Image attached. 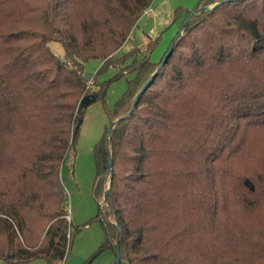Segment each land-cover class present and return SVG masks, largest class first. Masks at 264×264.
<instances>
[{
	"label": "trees",
	"instance_id": "1",
	"mask_svg": "<svg viewBox=\"0 0 264 264\" xmlns=\"http://www.w3.org/2000/svg\"><path fill=\"white\" fill-rule=\"evenodd\" d=\"M153 1L0 0V261L71 253L81 228L61 168L89 96L85 63L100 60L97 73L119 69L110 80L133 74L110 125L156 75L109 147L110 126L94 147L107 236L85 264L116 254L117 238L121 264H264V0H200L192 12L219 4L191 19L160 69L156 41L117 55Z\"/></svg>",
	"mask_w": 264,
	"mask_h": 264
},
{
	"label": "rangeland",
	"instance_id": "2",
	"mask_svg": "<svg viewBox=\"0 0 264 264\" xmlns=\"http://www.w3.org/2000/svg\"><path fill=\"white\" fill-rule=\"evenodd\" d=\"M199 3L200 0H154L151 8L140 18L129 40L117 55L121 56L134 47L141 49L142 55L147 54L149 42L156 41L150 57L153 62L160 61L178 36L189 13ZM177 11L178 16H176ZM49 45L58 57L65 59V50L60 42H51ZM101 65L100 60H89L85 63L84 73L88 80L87 95L97 94L100 90H104V95L80 112L81 123L78 133L61 168L62 182L68 195L70 220L74 226L81 228L76 233L71 253L63 264H85L98 251L107 236L102 222L95 220L99 215L101 204L98 203L93 192L96 176L94 147L100 141L106 126H110L107 109L114 108L115 103L127 90L128 79L133 78V74L110 80L119 69L111 67L97 73ZM0 264L9 263L0 261ZM24 264L50 263L38 259ZM89 264H116L115 251L106 249Z\"/></svg>",
	"mask_w": 264,
	"mask_h": 264
},
{
	"label": "water",
	"instance_id": "3",
	"mask_svg": "<svg viewBox=\"0 0 264 264\" xmlns=\"http://www.w3.org/2000/svg\"><path fill=\"white\" fill-rule=\"evenodd\" d=\"M219 4V3H218ZM218 4H215L213 6H208V7H202V8H199L198 10L194 11V12H191L187 18V20L185 21V23L183 24L181 30L179 31L178 33V36L175 38V40L173 41V43L171 44L170 48L168 49L167 51V54L165 55V58L164 60L162 61L160 68H162L166 61L168 60V58L170 57L176 43L178 42L179 38L181 37V35L183 34V31L184 29L186 28V26L189 24V22L191 21V19L198 13H200L201 11H205V10H208V9H213L215 8ZM158 69V70H159ZM156 73L151 77V79L143 86V88L140 90V92L138 93V95L136 96V99L131 107V110L129 111V113L127 115H125L124 117H121L117 120H115L109 127V132H108V137H107V147H109L110 145V141H111V133H112V130L115 126V124L117 122H119L121 119L125 118L126 116L130 115L137 103V100L138 98L141 96V94L146 90V88L149 86L150 82L154 79ZM98 99V94H92L90 96H86L82 99L81 103H80V107H79V112L82 111V109L84 107H86L87 105L93 103L94 101H96ZM80 123H81V120L79 121L77 127H76V130L79 129L80 127ZM108 155H109V170H108V173L110 176H112V173H113V160H112V156H111V153L108 152ZM246 184L250 185V182L249 181H246ZM107 197H108V189L105 190V194H104V201H103V204H107ZM102 216H103V212H102ZM119 236V235H118ZM116 264H121V254H120V242H119V239L117 238L116 240Z\"/></svg>",
	"mask_w": 264,
	"mask_h": 264
},
{
	"label": "built area",
	"instance_id": "4",
	"mask_svg": "<svg viewBox=\"0 0 264 264\" xmlns=\"http://www.w3.org/2000/svg\"><path fill=\"white\" fill-rule=\"evenodd\" d=\"M148 10H149V9H148ZM148 10H146L144 14H146V13L148 12ZM68 219H70V216H68Z\"/></svg>",
	"mask_w": 264,
	"mask_h": 264
}]
</instances>
